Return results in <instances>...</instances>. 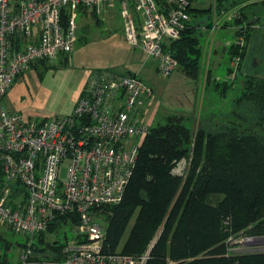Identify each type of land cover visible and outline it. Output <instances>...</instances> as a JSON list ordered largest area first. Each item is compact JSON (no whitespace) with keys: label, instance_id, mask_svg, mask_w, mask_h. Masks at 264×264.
Here are the masks:
<instances>
[{"label":"built area","instance_id":"2783aa9c","mask_svg":"<svg viewBox=\"0 0 264 264\" xmlns=\"http://www.w3.org/2000/svg\"><path fill=\"white\" fill-rule=\"evenodd\" d=\"M115 1L127 41L171 75L179 62L167 46L193 23L197 0H0V222L27 237L18 264H145L149 257L150 249L140 255L105 250L100 211L125 197L149 132L140 113L152 85L136 72L98 70L62 117L33 118L3 105L32 63L52 64L73 51L79 10L101 15ZM58 216L67 219L65 240L46 253L41 239L47 241ZM227 242L231 253L242 245L264 252V234L241 233Z\"/></svg>","mask_w":264,"mask_h":264},{"label":"trees","instance_id":"16d2710c","mask_svg":"<svg viewBox=\"0 0 264 264\" xmlns=\"http://www.w3.org/2000/svg\"><path fill=\"white\" fill-rule=\"evenodd\" d=\"M195 27L190 24L167 48L179 67L198 79L203 53ZM230 52L232 59L246 55V49ZM31 66L48 67L45 61ZM235 77L217 83L220 100L226 101L203 113L196 131L195 119L184 115L149 129L123 201L102 209L108 211L105 250L145 253L163 224L145 264H264V252L231 253L227 242L241 233H264V137L252 134L264 126V76L246 73L241 89L227 99L235 92ZM189 157L186 177L175 173L176 164ZM66 222L58 216L49 231ZM0 264L15 263L0 253Z\"/></svg>","mask_w":264,"mask_h":264},{"label":"rangeland","instance_id":"374dc122","mask_svg":"<svg viewBox=\"0 0 264 264\" xmlns=\"http://www.w3.org/2000/svg\"><path fill=\"white\" fill-rule=\"evenodd\" d=\"M193 8L191 18L197 25L195 30L199 33L203 53L198 79L187 75L182 66L169 76L162 75L157 60L146 59L139 48L127 41L120 3L115 1L101 15L79 10L77 41L73 51L60 54L52 64L47 63V68H28L13 82L3 105L10 111L33 118L62 117L72 110V103L79 100L93 72H136L154 88L153 96L140 113L149 129L164 123L169 116L184 115L192 122L195 119L193 128L196 131L201 115H207L210 110L221 106L220 101H226L220 100V90L216 91L218 82L237 77L235 92H229V99L241 89L246 73L264 76V0H197ZM215 24L216 28L213 27ZM247 35H250L249 40ZM245 49L243 57L237 54L232 59L229 55L231 50L243 53ZM219 53L223 54L220 56ZM236 59L242 64L241 70H238ZM231 68L233 72L229 74ZM231 75L234 76L231 78ZM225 103L223 108L228 109L229 103ZM252 134L263 138L264 126L258 127ZM190 158L178 162L173 171L186 177ZM62 177H65V171ZM17 186L14 184L13 188L17 189ZM100 212V222L107 225L108 211ZM132 225L133 221L125 237ZM162 225L155 237L162 230ZM46 239V247L42 249L52 254L53 246L65 240L64 225L50 230ZM235 239L240 240L239 237ZM26 241L25 235L0 222V253L7 255L13 263L18 264ZM244 247L242 245L237 254L247 252Z\"/></svg>","mask_w":264,"mask_h":264},{"label":"water","instance_id":"95a60500","mask_svg":"<svg viewBox=\"0 0 264 264\" xmlns=\"http://www.w3.org/2000/svg\"><path fill=\"white\" fill-rule=\"evenodd\" d=\"M160 233H161V231H160ZM160 233L155 237V239H154V241H153V243H152V245H151V247H150V250H151L152 246L154 245V243L157 241V239H158Z\"/></svg>","mask_w":264,"mask_h":264},{"label":"crops","instance_id":"0c3cea01","mask_svg":"<svg viewBox=\"0 0 264 264\" xmlns=\"http://www.w3.org/2000/svg\"><path fill=\"white\" fill-rule=\"evenodd\" d=\"M215 54H216V53H215ZM220 54H223V53H219V55H220ZM220 56H221V55H220ZM74 105H75V102L72 103V107H71V109H73Z\"/></svg>","mask_w":264,"mask_h":264}]
</instances>
